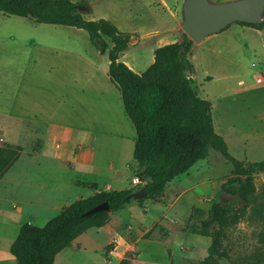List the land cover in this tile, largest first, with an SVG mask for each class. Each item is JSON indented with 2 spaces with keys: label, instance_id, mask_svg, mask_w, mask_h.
Listing matches in <instances>:
<instances>
[{
  "label": "rangeland",
  "instance_id": "374dc122",
  "mask_svg": "<svg viewBox=\"0 0 264 264\" xmlns=\"http://www.w3.org/2000/svg\"><path fill=\"white\" fill-rule=\"evenodd\" d=\"M70 1L83 4L84 20H107L130 36L133 46L129 43L122 62L131 64L137 74L152 64L160 34L179 30V41L184 35L180 29L182 6L177 10V25L171 18L176 11L170 1L168 9L163 8L160 0ZM262 46L260 36L249 30L228 38H207L191 48L189 55L198 96L211 103L215 133L224 139L229 154L243 161L247 158L252 162L264 161V78L259 81L264 67L254 74L264 63ZM107 71V54H99L85 31L35 24L0 13V127L14 129L22 118L31 120L38 117L34 113L38 112L47 126L38 125L37 130L48 133L44 140L45 149L50 152L59 142L69 148L77 133L91 134L93 143L81 152L95 166L90 171L106 174L113 166L118 175L112 190H130L133 194L145 184L139 180L136 184L132 182L136 166L132 168L135 161L128 149L135 139V130L123 112L120 95L110 83ZM228 124L232 128L223 129ZM63 133H67V142L63 141ZM4 134L5 141L13 142V133ZM1 138L2 135L1 149L17 153L15 146L1 142ZM63 153H68V149ZM126 166L133 171L132 177L129 172L125 174ZM45 172L42 179L45 183L54 179L66 188L76 176L60 166ZM230 177L231 166L211 152L186 174L170 182L158 202L132 201L119 210L120 214L110 213L105 227L98 230L99 236L87 234L80 242L84 244L77 245V250L83 247L84 251H74L75 247L73 251L65 250L55 264H109L108 256L117 236L136 242L128 251L129 264H198L207 256L210 240L188 230V217L192 214L190 222L203 219L216 203L240 207L242 203L237 198L221 191V184ZM32 179H19L22 184L14 182L13 191L19 197L39 199V204L47 208L21 209L14 214L11 226H1L7 235L0 240L2 252L5 244L10 246L19 233L13 222L41 228L58 214L56 210L65 202L58 191L43 189L39 187L42 182ZM25 181L32 183L26 185ZM254 185L256 194L251 208L227 232L226 247L232 262L264 263V172L254 176ZM71 198L66 203L75 200L70 201ZM196 209L203 214L193 213ZM3 220L11 221L8 217ZM98 231L92 229L90 233ZM116 257L113 255L111 260Z\"/></svg>",
  "mask_w": 264,
  "mask_h": 264
},
{
  "label": "trees",
  "instance_id": "16d2710c",
  "mask_svg": "<svg viewBox=\"0 0 264 264\" xmlns=\"http://www.w3.org/2000/svg\"><path fill=\"white\" fill-rule=\"evenodd\" d=\"M82 7V3L70 0H0V13L35 24L83 30L99 54H107L109 81L119 93L123 112L135 130L134 176L145 182L141 189L148 200L158 202L170 182L211 152L231 166V177L221 184V191L242 205L213 204L203 219L190 222L191 214L186 227L210 240L207 256L198 264H262L232 262L226 241L228 230L239 224L252 206L256 194L254 176L264 172V161L251 163L232 157L223 138L215 133L211 103L198 96L192 79L191 41L182 35L180 41L158 47L152 64L142 74H136L119 61L120 54L129 49L130 36L107 20H84ZM237 25L261 30L264 22L257 26ZM16 158L15 151L0 148V179ZM131 194L130 190L101 191L71 203L41 228L24 224L9 253L16 264H54L55 257L77 237L90 229L102 228L110 213L129 205ZM104 202L108 203L109 212L85 215ZM193 213L203 214L200 209ZM129 260L127 254L119 264H129Z\"/></svg>",
  "mask_w": 264,
  "mask_h": 264
},
{
  "label": "crops",
  "instance_id": "0c3cea01",
  "mask_svg": "<svg viewBox=\"0 0 264 264\" xmlns=\"http://www.w3.org/2000/svg\"><path fill=\"white\" fill-rule=\"evenodd\" d=\"M160 1L162 3L163 8H166V9L169 8L168 3L170 1V3L172 4V8H174L176 11L174 14L173 13L171 14V18H173L174 22L177 23L178 25L179 21L177 18V15H178L177 10H178V7L182 6V0H160ZM76 3H80V2H76ZM83 8L84 6L81 8V11H83L82 10ZM249 30L256 32L257 35L260 36L261 44L263 45L262 50H263V57H264V25L261 30H255V29L240 26L237 24H232L225 31L217 35L209 36L207 38H210V37L216 38L218 36L220 38H223V37L228 38L231 36V34L240 33V32L244 33L245 31H249ZM167 31H170V30H167ZM178 35H179V30H175L172 32H164L163 35L160 34L158 37V41L160 43L159 47L167 45V44H171L174 42H178L179 41ZM163 36H166V38H164ZM207 38H205L204 40H206ZM133 42L132 41L130 42V47L133 46ZM123 54L124 52L120 54L119 56V61L121 62L123 61V57L125 56ZM108 65H109V61H108ZM125 65L129 69H131L134 73H136L131 64L125 63ZM263 67H264V63H262L259 66V68L254 72V74L260 71V69ZM238 83H242V85L244 84L243 81H239ZM34 113H36L38 117L34 116L33 119L31 120L29 119L24 120L22 118L20 120L21 123L19 124V126H17L14 129L8 130L6 127H3V126L0 127V131L2 132L0 135H2V138H3V139L1 138L2 139L1 142H5L6 144L10 146L13 145L17 148V158L15 162L0 179V227L1 226H11L10 223H12V219H15L14 214L15 213L18 214L19 212H21V209L26 208L28 210H38L43 207L47 208V206H41L39 204L38 202L40 201L39 199L32 200V199H28L27 197H19V195H17V193L13 191L12 189L14 182L21 183L22 181H24V178H28L31 180L33 177L35 178L37 182L38 181L42 182L40 183L39 187H43V189H46V187H49L51 188V190H54L55 192L58 191V195L65 199V202L63 204H60L59 209L56 210L57 213L59 214L64 208H67L71 203H73V201L75 202L76 200H79V199H86L92 196L93 194L99 193L101 191H106V192L113 191L112 184L115 182L116 175H118V172L114 169L113 166L111 170H107L106 174L97 173V171L95 172L90 171L92 167H95L94 164L91 162V160L86 159L85 156H81V152L85 150L86 147H88L89 145L93 143L92 135L89 133H77L76 136L73 137L74 139L70 141L69 148H68V144H65L66 145L65 147L62 144V142H59L57 145H55L53 152L46 150L44 139L45 137L48 136V133H45L43 131L38 133L39 130H37V127L38 125L47 126V124H46L45 118L43 119L40 118L42 114L38 112H34ZM227 127L229 129L232 128V126L228 124L223 129H226ZM220 131H223L222 128H220ZM4 133H13L14 135L13 142L5 141L6 135ZM67 138H68L67 133H63L64 142L67 140ZM134 140L135 139H132V145L128 149L130 153L132 151V155H133V149H134ZM67 149H68V153H63V151L65 150L66 152ZM240 161H243V160H240ZM247 162L255 163V162L250 161L248 158H247ZM17 166H18V169L17 171H15V168ZM58 166L65 168V170H70L76 175L75 179H72L70 181L68 188H66V186L62 185L61 183H59V181L54 180V179L51 180V182L49 183H45L44 180H42L45 177L46 169L50 170V168L52 169ZM134 166H136L135 163L132 166V168H134ZM124 169L126 170L125 174L129 172L130 176L132 177L133 171L131 170V168L126 166ZM21 178L23 180L19 181V179ZM29 182L32 183V181H29ZM29 182L25 181L26 185L30 184ZM26 185L24 184V186ZM122 190L124 189H121L119 191H122ZM68 198H71L70 201H72V199H75V200H73L72 202L66 203V201L69 200ZM60 201H63V200H60ZM118 212L117 214H120V211ZM33 215L34 214H31L29 216L32 218H35V216ZM7 217L10 218L11 221L3 220V219H6ZM124 222H126L125 218H124ZM12 226L19 227V229L21 227L20 225H18V223L15 224L14 222ZM104 227L105 226H103L102 228L96 229V230L100 231ZM99 231L97 233L96 232L90 233L92 232V229H90L86 231L85 233L81 234L70 244L69 247L61 251L55 257L54 264H55L56 259L59 258L61 254L65 252V250H71V251L74 250L78 252L84 251L85 249L83 247L81 248V251L80 249L77 250L76 248L78 247L77 245L79 244L82 246L84 244L80 242H82V239L86 237L87 234H90L94 238L99 236L100 234ZM135 231L136 233L140 232L139 230H135ZM5 236L7 235L2 232V229H0V240H3ZM13 241H11V243ZM131 241L132 239L127 240V238L125 237L117 236V238L115 239V247L113 248V251L108 256V260H109L108 263L109 264H119L121 260L126 258L128 251L132 250L133 247H135L134 245L136 242H131ZM9 247L10 246L5 244V247L3 248V252L0 247V264H16L15 259L10 255L9 251L8 252L6 251V249L7 250L9 249ZM73 247L75 248L72 250ZM119 249L121 250L119 251ZM113 255L117 256L116 257L117 259L115 261L111 260V257Z\"/></svg>",
  "mask_w": 264,
  "mask_h": 264
},
{
  "label": "water",
  "instance_id": "95a60500",
  "mask_svg": "<svg viewBox=\"0 0 264 264\" xmlns=\"http://www.w3.org/2000/svg\"><path fill=\"white\" fill-rule=\"evenodd\" d=\"M264 21V0H237L226 3H212L209 0H183L180 29L195 48L209 36L216 35L232 24L257 26ZM131 201L147 200L144 189L129 196ZM109 212L104 202L85 215Z\"/></svg>",
  "mask_w": 264,
  "mask_h": 264
},
{
  "label": "built area",
  "instance_id": "2783aa9c",
  "mask_svg": "<svg viewBox=\"0 0 264 264\" xmlns=\"http://www.w3.org/2000/svg\"><path fill=\"white\" fill-rule=\"evenodd\" d=\"M263 78H264V75H262V78H260L259 81H262ZM132 182H133L134 184H136V183H138V180H137V179H134Z\"/></svg>",
  "mask_w": 264,
  "mask_h": 264
},
{
  "label": "bare ground",
  "instance_id": "6f19581e",
  "mask_svg": "<svg viewBox=\"0 0 264 264\" xmlns=\"http://www.w3.org/2000/svg\"><path fill=\"white\" fill-rule=\"evenodd\" d=\"M219 116V115H218ZM220 128V127H219Z\"/></svg>",
  "mask_w": 264,
  "mask_h": 264
}]
</instances>
